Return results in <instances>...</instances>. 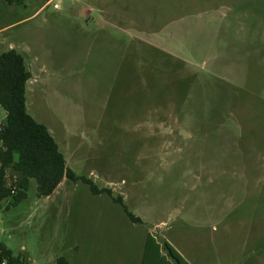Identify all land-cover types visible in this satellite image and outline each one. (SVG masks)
<instances>
[{
    "label": "rangeland",
    "instance_id": "1",
    "mask_svg": "<svg viewBox=\"0 0 264 264\" xmlns=\"http://www.w3.org/2000/svg\"><path fill=\"white\" fill-rule=\"evenodd\" d=\"M8 49L67 167L142 221L80 180L38 197L31 178L0 202L14 257L141 264L150 235L188 264L264 261V0H0Z\"/></svg>",
    "mask_w": 264,
    "mask_h": 264
},
{
    "label": "trees",
    "instance_id": "2",
    "mask_svg": "<svg viewBox=\"0 0 264 264\" xmlns=\"http://www.w3.org/2000/svg\"><path fill=\"white\" fill-rule=\"evenodd\" d=\"M30 78L24 55L14 49L0 50V106L6 114L0 124V202L10 199L8 205H15L25 198L31 178L36 180L38 197L51 195L63 179L80 180L92 193L112 197L109 189L97 188L92 180L77 176L67 167L65 157L47 127L28 112L26 84ZM8 175L14 179L11 184H8ZM112 199L122 206L132 222H142L127 209L122 197ZM0 249V261L5 258L12 264H24L1 242ZM166 258L176 264H188L167 241L158 243L148 235L142 256L144 264ZM55 264H67V260L59 257Z\"/></svg>",
    "mask_w": 264,
    "mask_h": 264
},
{
    "label": "crops",
    "instance_id": "3",
    "mask_svg": "<svg viewBox=\"0 0 264 264\" xmlns=\"http://www.w3.org/2000/svg\"><path fill=\"white\" fill-rule=\"evenodd\" d=\"M30 74H31V72H30ZM64 181H65V179L62 180V182L57 186V188L54 190V192L51 195L55 194V191H57V189H59L60 186L63 185ZM164 255H165V253H164ZM67 264H69L68 260H67ZM111 264H116V261L112 262ZM141 264H144L143 259H142ZM147 264H176V263L173 260L166 258L165 260H162V261H152V262H148ZM235 264H264V261H261V260H252V261H244V262L241 261V262H238Z\"/></svg>",
    "mask_w": 264,
    "mask_h": 264
},
{
    "label": "built area",
    "instance_id": "4",
    "mask_svg": "<svg viewBox=\"0 0 264 264\" xmlns=\"http://www.w3.org/2000/svg\"><path fill=\"white\" fill-rule=\"evenodd\" d=\"M14 189V188H13ZM12 192H13V190H12ZM2 254V251H1V249H0V255ZM0 264H12L10 261H8L7 259H2L1 261H0Z\"/></svg>",
    "mask_w": 264,
    "mask_h": 264
}]
</instances>
